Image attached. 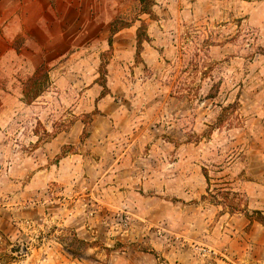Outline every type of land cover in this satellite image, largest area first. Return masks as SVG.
Instances as JSON below:
<instances>
[{
    "label": "rangeland",
    "instance_id": "1",
    "mask_svg": "<svg viewBox=\"0 0 264 264\" xmlns=\"http://www.w3.org/2000/svg\"><path fill=\"white\" fill-rule=\"evenodd\" d=\"M255 210L264 0H0V264H264Z\"/></svg>",
    "mask_w": 264,
    "mask_h": 264
},
{
    "label": "trees",
    "instance_id": "2",
    "mask_svg": "<svg viewBox=\"0 0 264 264\" xmlns=\"http://www.w3.org/2000/svg\"><path fill=\"white\" fill-rule=\"evenodd\" d=\"M146 1L147 0H140L141 4L143 6L146 5ZM115 22H112V24H111V29H110L111 33H113L114 30H115V27H114L115 26ZM142 36L143 35L141 33V28H138V30H137V38H136V41H137L136 42L137 43V45H136V53H137V55L140 52L141 42H142V38H143ZM110 40H111V38H109V44H110ZM101 70H103V69L101 68ZM45 76H46L45 65L43 63H41L35 69V71L33 72L32 76L28 79V81L24 84V87H23L24 89L23 90H24L25 95H28L27 92H29L28 90L30 89V86H33L35 88V90L33 91V95H35V94L37 95L38 92H39V79L41 77L43 78ZM253 214H255V217H253V219H255V220H257V221H259L261 223H264V215H263L262 212H260L258 210H255L253 212ZM247 216L251 217V215L249 213H247Z\"/></svg>",
    "mask_w": 264,
    "mask_h": 264
}]
</instances>
